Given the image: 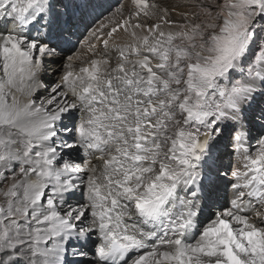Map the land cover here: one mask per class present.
I'll list each match as a JSON object with an SVG mask.
<instances>
[{"label": "snow or ice", "instance_id": "6c2138e0", "mask_svg": "<svg viewBox=\"0 0 264 264\" xmlns=\"http://www.w3.org/2000/svg\"><path fill=\"white\" fill-rule=\"evenodd\" d=\"M83 8L0 0V264H264V0Z\"/></svg>", "mask_w": 264, "mask_h": 264}, {"label": "bare ground", "instance_id": "6f19581e", "mask_svg": "<svg viewBox=\"0 0 264 264\" xmlns=\"http://www.w3.org/2000/svg\"><path fill=\"white\" fill-rule=\"evenodd\" d=\"M84 0V19L86 23L93 22V19L100 14L102 10H104V13L100 15L97 19H103L104 15H108V12L113 10L116 6H118L119 3L124 2V0ZM114 2V6L110 8V10H106V8L109 6V3ZM76 247H79V245H76ZM70 254V253H69ZM70 260H78L79 257H73L71 254L69 255Z\"/></svg>", "mask_w": 264, "mask_h": 264}, {"label": "rangeland", "instance_id": "374dc122", "mask_svg": "<svg viewBox=\"0 0 264 264\" xmlns=\"http://www.w3.org/2000/svg\"><path fill=\"white\" fill-rule=\"evenodd\" d=\"M113 1V0H112ZM111 1V2H112ZM109 3V6L106 8V10H110V8L112 7V6H114L115 4H114V2L113 3ZM104 13V10H102L101 12H100V14H98L94 19H93V21L94 20H96L100 15H102ZM89 24H91V23H89ZM70 255V254H69Z\"/></svg>", "mask_w": 264, "mask_h": 264}]
</instances>
